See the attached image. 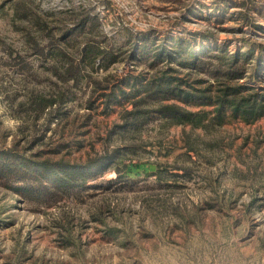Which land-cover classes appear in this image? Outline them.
<instances>
[{"label":"rangeland","instance_id":"obj_1","mask_svg":"<svg viewBox=\"0 0 264 264\" xmlns=\"http://www.w3.org/2000/svg\"><path fill=\"white\" fill-rule=\"evenodd\" d=\"M242 1L0 0V153L70 164L123 153L118 172L99 169L68 191L0 179V264H264V115L200 127L150 113L120 135L131 102L118 88V103L101 95L166 67L193 73L148 64L178 36L196 52L259 44L264 59V14ZM81 13L96 25L81 27ZM88 39L103 56L64 80L63 61ZM201 72L190 78L212 81Z\"/></svg>","mask_w":264,"mask_h":264},{"label":"trees","instance_id":"obj_2","mask_svg":"<svg viewBox=\"0 0 264 264\" xmlns=\"http://www.w3.org/2000/svg\"><path fill=\"white\" fill-rule=\"evenodd\" d=\"M247 2H250L257 12L264 14L262 5H256L254 0H245L242 1V4ZM81 15L79 19L81 27L86 23H90L92 26L96 25V18L89 17L88 13H81ZM169 42H171L170 45L155 46V51L148 64L151 67H157L163 61L169 64L176 62L179 67L191 68L193 73L189 71L187 74L185 73V77H181L177 74L178 69L166 67L156 70L159 73L155 72L147 79H141L142 81L133 76L125 78L124 83L129 88L128 92L123 91L116 84L107 93H101L104 97V106H107L108 102L118 103L121 100L115 95V88L119 89L123 100L131 102V108L124 109L120 114L122 119V123L118 125L120 135L130 129H139L149 121L148 114L150 113L171 123L200 127L219 125L233 119L250 123L264 115V85L257 86L242 81V79L264 81V59L255 53V46L262 48L261 45H253L243 52L240 50L228 52L222 46L214 49L212 47L203 48L200 45L199 50L201 49V51L196 52L190 40L185 37L170 38ZM93 43L96 42L90 41V39L83 42L78 51L77 61L69 58L67 61H63L65 75L62 77L64 80L77 81L81 67L80 62L85 63V60H89L93 63L96 58L103 56L100 48ZM33 44L35 52L44 54L43 47H37L35 40ZM251 58H253L252 61H250ZM249 63L252 65L250 70ZM65 66L67 67L65 68ZM198 72L209 74L213 78L212 81L190 78L191 75ZM198 83H204V85L200 87L196 85ZM101 88H107V84ZM111 97L112 99H110ZM164 100H172V102L164 103ZM54 102L55 99L46 100L48 106ZM182 103L183 106L180 105ZM44 105L45 103L43 107ZM202 105L209 106L210 109L192 110L184 107ZM121 154H123L122 151H114L113 154L94 156L83 162L70 164L60 161L49 163L47 159L36 161L27 156L17 155L12 151H4V153H0V179L8 178L16 183L30 179L36 180L38 186L34 191H41L43 187L40 188L42 186L40 183L48 181L51 187L68 191L83 183L90 174L99 169L101 171L104 168H112L118 172L117 167L121 164L122 159L115 161V157H119ZM23 189L33 192L30 187H23Z\"/></svg>","mask_w":264,"mask_h":264}]
</instances>
